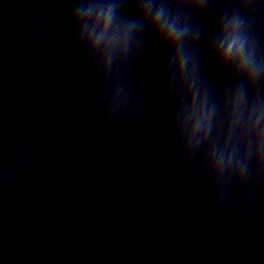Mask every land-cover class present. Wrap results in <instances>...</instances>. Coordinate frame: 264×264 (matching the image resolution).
<instances>
[{
    "label": "water",
    "instance_id": "obj_1",
    "mask_svg": "<svg viewBox=\"0 0 264 264\" xmlns=\"http://www.w3.org/2000/svg\"><path fill=\"white\" fill-rule=\"evenodd\" d=\"M44 13L41 62L28 51L37 10L0 0V264H264V197L247 218L216 214L154 110L105 125L56 0ZM158 59L153 44L133 73L148 94Z\"/></svg>",
    "mask_w": 264,
    "mask_h": 264
},
{
    "label": "clouds",
    "instance_id": "obj_2",
    "mask_svg": "<svg viewBox=\"0 0 264 264\" xmlns=\"http://www.w3.org/2000/svg\"><path fill=\"white\" fill-rule=\"evenodd\" d=\"M37 10L28 51L43 62L52 40ZM67 42L94 81L108 126L155 111L182 172L206 188L214 213L242 219L264 197V0H56ZM158 54L151 93L134 71ZM20 159L13 147L9 162Z\"/></svg>",
    "mask_w": 264,
    "mask_h": 264
}]
</instances>
